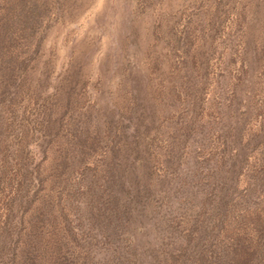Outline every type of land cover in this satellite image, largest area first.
<instances>
[{
    "label": "rangeland",
    "instance_id": "374dc122",
    "mask_svg": "<svg viewBox=\"0 0 264 264\" xmlns=\"http://www.w3.org/2000/svg\"><path fill=\"white\" fill-rule=\"evenodd\" d=\"M0 264H264V0H0Z\"/></svg>",
    "mask_w": 264,
    "mask_h": 264
}]
</instances>
